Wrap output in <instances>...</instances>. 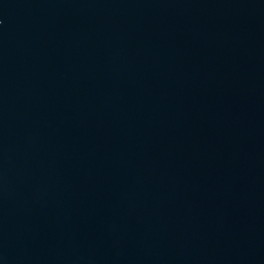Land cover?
<instances>
[{
    "label": "water",
    "instance_id": "water-1",
    "mask_svg": "<svg viewBox=\"0 0 264 264\" xmlns=\"http://www.w3.org/2000/svg\"><path fill=\"white\" fill-rule=\"evenodd\" d=\"M0 264H264V0H0Z\"/></svg>",
    "mask_w": 264,
    "mask_h": 264
}]
</instances>
